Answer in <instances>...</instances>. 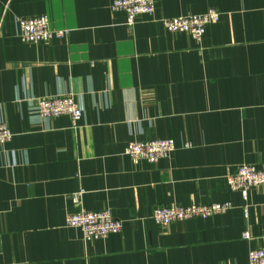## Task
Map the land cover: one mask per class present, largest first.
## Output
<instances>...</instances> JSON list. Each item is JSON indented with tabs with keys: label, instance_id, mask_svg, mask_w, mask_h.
Here are the masks:
<instances>
[{
	"label": "crops",
	"instance_id": "1",
	"mask_svg": "<svg viewBox=\"0 0 264 264\" xmlns=\"http://www.w3.org/2000/svg\"><path fill=\"white\" fill-rule=\"evenodd\" d=\"M116 0H0V264H249L264 248V187L245 200L227 178L264 169V0H155L133 26ZM221 13L198 42L162 19ZM66 30L20 40L22 18ZM73 96L83 110L43 118L38 99ZM173 139L156 164L132 141ZM83 192L80 204L75 194ZM232 208L164 226L160 206ZM109 210L121 233L85 241L67 217ZM250 234L245 239L244 234Z\"/></svg>",
	"mask_w": 264,
	"mask_h": 264
},
{
	"label": "built area",
	"instance_id": "2",
	"mask_svg": "<svg viewBox=\"0 0 264 264\" xmlns=\"http://www.w3.org/2000/svg\"><path fill=\"white\" fill-rule=\"evenodd\" d=\"M113 11H123L127 15V22L133 26L139 16H153L156 10L155 0H116ZM221 13L210 10L203 15H188L179 18L162 19L165 29L171 33H187L194 40L200 42L209 25L218 23ZM20 40L24 43L38 44L49 42L53 38H63L66 30H55L51 26L48 16L22 18L19 22ZM38 113L43 118H57L69 116L73 122H78L83 116V110L75 97L60 96L40 98ZM13 132L6 124H0V146L12 141ZM177 149L173 139H160L147 142L132 141L125 150V155L134 161H146L156 164L170 156ZM227 184L233 192H239L247 200L249 191L264 187V169L253 165H242L237 172L227 178ZM83 192L74 196V202L80 204ZM232 208L230 203L213 204L208 206H160L152 214V219L159 225H170L175 222H185L197 218H210L224 213ZM66 225L82 232L85 241L106 239L111 235L122 232L123 222L113 217L109 210L87 211L84 209L67 217ZM250 239V234H244ZM249 264H264V248L255 247L249 251Z\"/></svg>",
	"mask_w": 264,
	"mask_h": 264
}]
</instances>
